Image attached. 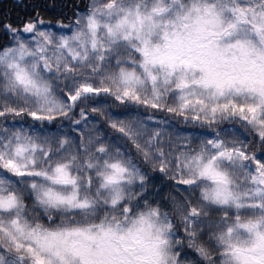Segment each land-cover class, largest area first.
<instances>
[{"label": "snow or ice", "instance_id": "snow-or-ice-1", "mask_svg": "<svg viewBox=\"0 0 264 264\" xmlns=\"http://www.w3.org/2000/svg\"><path fill=\"white\" fill-rule=\"evenodd\" d=\"M0 264H264V0H0Z\"/></svg>", "mask_w": 264, "mask_h": 264}]
</instances>
